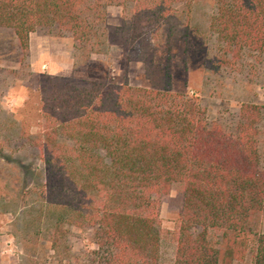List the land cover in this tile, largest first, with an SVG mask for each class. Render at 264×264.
<instances>
[{
  "label": "trees",
  "instance_id": "trees-1",
  "mask_svg": "<svg viewBox=\"0 0 264 264\" xmlns=\"http://www.w3.org/2000/svg\"><path fill=\"white\" fill-rule=\"evenodd\" d=\"M197 1L0 0V28L17 36L25 67L30 35L41 32L73 39L75 70L115 45L147 65L159 61L166 74V86L154 88L127 76L15 73L37 101L39 130L25 135L47 173L27 195V233L33 245L44 236L50 263L162 264V203L178 187L171 264H264V105L211 119L200 97L172 89L170 62L188 51ZM205 1L215 9L214 69L261 63L264 0ZM110 6L122 8L119 25L108 24ZM73 229L88 232L95 248L76 252Z\"/></svg>",
  "mask_w": 264,
  "mask_h": 264
},
{
  "label": "rangeland",
  "instance_id": "rangeland-1",
  "mask_svg": "<svg viewBox=\"0 0 264 264\" xmlns=\"http://www.w3.org/2000/svg\"><path fill=\"white\" fill-rule=\"evenodd\" d=\"M214 11L211 1L193 4L188 19V51L182 49L170 62L172 89L200 97L211 119L231 121L244 103L264 105V59L260 63L250 57L244 60V66L216 71L212 63L219 45L210 30ZM107 13L110 26L121 23V7L110 6ZM33 37L39 43L32 54L29 51L25 67L17 36L10 29L0 28V264H52L50 244L45 242L44 236L40 237L38 245H33L27 233L31 232L28 227L33 200L27 195L36 184L46 180L47 173L38 150L25 135L28 130L33 133L39 130L37 101L26 80L15 73L34 71L116 81L127 76L135 86H166V74L159 61L147 65L140 60L137 51L114 45L103 54L93 55L85 66L75 70L70 36L55 37L36 32ZM181 202L179 188L174 187L162 203V264H171L175 257ZM70 242L76 252L85 245L95 248L89 233L80 229L72 230Z\"/></svg>",
  "mask_w": 264,
  "mask_h": 264
},
{
  "label": "crops",
  "instance_id": "crops-1",
  "mask_svg": "<svg viewBox=\"0 0 264 264\" xmlns=\"http://www.w3.org/2000/svg\"><path fill=\"white\" fill-rule=\"evenodd\" d=\"M34 34L35 33H32L31 35H30V52H31V54L33 53V50H36V48H37V45H38V41H37V39H35L34 40ZM39 71H40V69H39Z\"/></svg>",
  "mask_w": 264,
  "mask_h": 264
}]
</instances>
